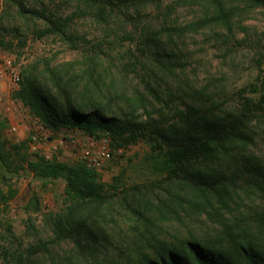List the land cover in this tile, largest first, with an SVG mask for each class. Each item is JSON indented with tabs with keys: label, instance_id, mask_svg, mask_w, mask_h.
<instances>
[{
	"label": "trees",
	"instance_id": "1",
	"mask_svg": "<svg viewBox=\"0 0 264 264\" xmlns=\"http://www.w3.org/2000/svg\"><path fill=\"white\" fill-rule=\"evenodd\" d=\"M78 1L85 5V13L104 21L111 20L114 12L116 16L121 6L130 10L132 5L146 6L150 0ZM179 1L196 7L198 16L186 23L165 22L164 28L155 31L125 28L124 37L147 49L145 54L153 53L162 71L169 70L170 62L166 38L214 28L231 33L236 23L247 28L242 21L247 12L264 11V0ZM18 5L22 15L31 13L46 19L48 26L37 28L38 35H69L60 17L49 16L43 8ZM167 7L170 12L177 8L172 4ZM262 55L264 58V42ZM263 64L264 60L260 67ZM260 71L258 95L243 96L236 113L215 102L213 110L187 104L186 110H178V118L165 112L158 118L152 116L148 95L138 90L135 99L124 94L129 110L122 106L113 109L101 99L88 102L84 93H77V76L72 68L67 67L62 74L59 68L38 65L24 71L15 95L45 124L55 130L75 126L89 133L108 129L116 145L146 139L153 147V168L170 186L158 196L161 205L151 207L150 202L141 204L142 199L152 197L148 195L150 190L137 186L116 196L111 193L114 186L101 181L95 169L31 156V169L65 180V207L52 214L49 238L39 237L25 246L13 235L11 244L4 247L0 264H264V167L250 159L255 139L253 123L264 117V69ZM148 88L155 99H162L155 86L149 84ZM243 194L251 205L243 207L239 203ZM112 195L122 201L113 203ZM5 200L7 194L0 188V202ZM188 210L201 211L216 224L218 234L214 239L192 236L169 241L154 233V221L153 226L144 222L157 212L179 217ZM128 215L141 217L143 222L127 225ZM121 216L126 228L118 230L111 222L116 220L120 226ZM147 231L152 234L147 235Z\"/></svg>",
	"mask_w": 264,
	"mask_h": 264
},
{
	"label": "rangeland",
	"instance_id": "2",
	"mask_svg": "<svg viewBox=\"0 0 264 264\" xmlns=\"http://www.w3.org/2000/svg\"><path fill=\"white\" fill-rule=\"evenodd\" d=\"M20 3L26 8H43L54 18L60 17L69 35H38L36 29L46 28L48 22L31 13L22 15L18 11ZM168 4L176 6L175 11L170 12ZM135 7L132 5L128 10L121 6L116 16L114 12L111 20L103 21L85 13V5L78 0H0V57L11 55L21 75L37 65L59 68V74L67 67L72 68L77 76V93H84L88 102L92 99L108 102L113 109L122 106L129 110L131 106L124 94L135 99L136 90L144 92L149 97L148 110L155 118L161 112L178 118V110H186L187 104L213 110V102L236 113L243 96L258 95L260 70L264 69V64L260 67L264 60V11L247 12L242 18L247 28L236 23L231 33L214 28L166 38L170 62L169 70L162 71L154 62L153 53L145 54L147 49L124 37L125 28L155 31L164 28L165 22L186 23L198 16V9L182 5L179 0H150L146 6ZM2 79L0 93L5 97L11 91L7 80ZM149 84L155 86L162 99L152 96ZM139 112L146 116L145 111ZM255 120L250 159L264 167V117ZM14 142L9 120L0 107V188L7 194V200L0 202V262L4 247L11 244L13 235L16 242L25 246L39 237L49 238L52 214L65 207V180L42 176L31 169L28 146ZM124 144L126 152L116 155L97 171L99 179L113 185L111 193L116 196L137 186L150 190L148 195L152 197L142 199L141 204L161 205L158 196L169 190L170 182L152 166L151 143L140 138ZM115 195H112L113 203L122 201ZM243 196L239 203L243 207L251 205ZM119 218L120 226L116 220L111 224L118 230L126 228L123 216ZM152 221L156 223L154 233L169 241L192 236L214 239L218 234L216 224L196 210L182 211L179 217L157 212L144 222L153 226ZM142 222L141 217H126L127 225L132 227Z\"/></svg>",
	"mask_w": 264,
	"mask_h": 264
},
{
	"label": "built area",
	"instance_id": "3",
	"mask_svg": "<svg viewBox=\"0 0 264 264\" xmlns=\"http://www.w3.org/2000/svg\"><path fill=\"white\" fill-rule=\"evenodd\" d=\"M0 57V78L7 80L10 93H0V107L9 120V130L15 144H25L31 156L39 155L45 160L82 164L87 168L102 170L113 158L123 155L126 146L116 145L108 129L89 133L79 127H61L55 130L32 113L15 95L22 85V75L11 55Z\"/></svg>",
	"mask_w": 264,
	"mask_h": 264
}]
</instances>
